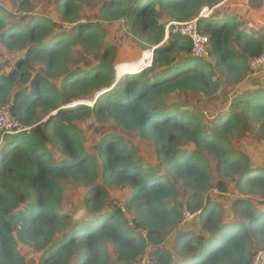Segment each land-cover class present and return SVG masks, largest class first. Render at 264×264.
Here are the masks:
<instances>
[{"label":"trees","instance_id":"obj_1","mask_svg":"<svg viewBox=\"0 0 264 264\" xmlns=\"http://www.w3.org/2000/svg\"><path fill=\"white\" fill-rule=\"evenodd\" d=\"M94 1L56 0L57 17L33 13L11 22L13 12L0 6V42L25 52L0 73V106L11 103L32 125L0 135V264H29L19 242L41 253L35 264H115L109 247L118 264L139 261L152 247V264H251L264 249V166H254L236 141L254 125L264 141V84L236 93L210 121L168 99L186 91L213 99L225 83L247 84L250 59L264 52V23L250 29L248 20L221 8L226 0H101L102 22L83 20V6ZM21 4L29 7L28 0ZM207 7H215L213 17L202 15ZM165 17L198 18L213 59L195 56L188 36L166 39ZM118 21L153 52L150 66L115 64L117 47L107 45L105 24ZM77 45L98 50L99 63L78 66ZM37 66L42 71L34 74ZM90 117L150 142L158 163H146L116 133L102 137L98 155L90 153L76 123ZM64 181L88 189L86 216L61 210ZM230 183V206L207 196L214 186L229 192ZM109 187H124L128 196L114 204ZM185 209L200 211L197 229L180 228ZM228 211L236 219L226 218ZM175 230L173 245L162 246Z\"/></svg>","mask_w":264,"mask_h":264},{"label":"rangeland","instance_id":"obj_2","mask_svg":"<svg viewBox=\"0 0 264 264\" xmlns=\"http://www.w3.org/2000/svg\"><path fill=\"white\" fill-rule=\"evenodd\" d=\"M28 1V8H26L25 5L21 4V0H0V6L5 7L13 12L15 18H10V22L12 20L21 21V18L30 17L33 13L42 14L51 18L57 17L56 0ZM251 1L252 0H226L221 4V8L223 7L224 10H230L238 13V16L242 21L244 19L248 20L245 25L250 27V29L252 30H259L264 26H262V24L264 23V0H257L254 5H251ZM102 3L103 1L101 0H95L92 3L85 4L81 11L82 19L85 21L102 22L100 19ZM214 10L215 7H207L203 10L202 15H205L206 17H213ZM171 22L172 20L168 19L167 17L162 19V23H164L166 27ZM60 24L62 29L64 26V29L66 31L71 32L72 26L70 24L67 23L65 25H62L61 22ZM105 26L108 32L106 38L107 45H114L117 47V55L115 59V64H117V66H130L133 64H139L140 66V64L144 62V59L147 58V52H149L152 56V51L144 48L143 44L139 40H137V38L130 32L124 21L105 24ZM210 44L212 47L211 50L214 54V44L213 42H211ZM74 52L75 59L78 62V66L80 67L89 68L98 64L100 61L98 50L89 51L86 50L82 45H77L74 49ZM24 56V51H12L0 42V73H9L16 67V63L19 61V59ZM207 59L211 60L213 59V56L209 54L207 56ZM147 64L148 62L146 63V65ZM137 68L140 69V67ZM40 71H42V68L40 66H37L36 68H34L33 73L37 74L40 73ZM256 84H264V68L259 71L251 72L249 78L247 79V84L243 83L236 87H230V85L226 83L223 84L218 92V95L213 99H209L207 97L194 94L190 91H186L175 92L171 94L168 102L183 103L185 104L186 108H189L191 110L200 109L204 113L205 118L210 121L214 118L216 112L225 109L227 104H230V99L235 97L236 93L244 92L246 91V89H250V87H253ZM76 123L83 130L87 150L94 155H98V147L102 137L105 134L116 133L125 137V139L131 144L137 146L139 148L141 156H143L146 163L155 165L159 161L155 152V148L150 142L134 134H125L123 131L114 126L115 124L113 123V121L102 122L95 117H90L85 120H78L76 121ZM256 130L257 125H254L253 131L246 138L237 140L236 145L247 153L254 166H262L261 164H264V141L256 139ZM56 155L62 157V153L60 152H57ZM62 184L64 187L65 198L61 205V210L65 213L73 215L75 218L76 215L81 213V209L85 208L86 211L85 197L88 194V189L71 181H64L62 182ZM212 188L217 187L214 186ZM108 189L110 194V201H114V204L122 203L128 196V190L124 187H109ZM230 189L231 190H229V192L219 191V193H217L214 198L221 201L223 205L230 206V203L235 195L234 183H230ZM185 197V192L181 190L179 195L180 200H184ZM86 214L87 212H84V215H82L81 217L86 216ZM225 215L228 219H236V217L229 211ZM198 227L199 225H197V217H195L192 221L188 220L185 224H183L181 229H197ZM176 236V230L168 231L166 240L162 246L171 247ZM18 245L20 251L28 259L29 264H35L34 262H37L40 259L41 253L37 252L34 248L28 245H24L21 242H19ZM154 250L155 248H150L139 261L141 263H147L149 261L151 262L154 258ZM109 252L112 259L114 260V263L118 264L117 255L113 252V249L111 247H109Z\"/></svg>","mask_w":264,"mask_h":264},{"label":"built area","instance_id":"obj_3","mask_svg":"<svg viewBox=\"0 0 264 264\" xmlns=\"http://www.w3.org/2000/svg\"><path fill=\"white\" fill-rule=\"evenodd\" d=\"M170 33H178L185 36H188L192 39L193 42V52L195 56L200 58H205L209 55V41L210 36L204 34L198 25V18H195L190 21H172L166 27V39L169 38ZM250 69L252 72L259 71L264 68V52L258 56H255L250 59ZM32 125L26 124L21 121L18 117H16L11 103H4L0 106V135L9 132H22V131H31ZM221 191L218 187L212 188L210 192H208L207 196L210 198H214L217 193ZM223 192V191H222ZM200 211L190 212L188 209L184 210V219L180 224V228L183 224H185L188 220L192 221ZM137 231L141 233L143 236H147V231L143 228H138ZM128 264H152L150 262L135 261ZM251 264H264V249H257L254 253V258Z\"/></svg>","mask_w":264,"mask_h":264},{"label":"clouds","instance_id":"obj_4","mask_svg":"<svg viewBox=\"0 0 264 264\" xmlns=\"http://www.w3.org/2000/svg\"><path fill=\"white\" fill-rule=\"evenodd\" d=\"M152 54V56L150 55V57L149 58H146V59H144V62H142L141 64H140V70L139 71H141L143 68H145V67H148V66H150L151 64H152V61H153V52L151 53ZM148 62V64L146 65V63ZM139 71H136V72H139ZM130 73H135V72H130ZM144 229V228H143ZM138 232V231H137ZM139 233V232H138ZM145 237V236H144Z\"/></svg>","mask_w":264,"mask_h":264},{"label":"water","instance_id":"obj_5","mask_svg":"<svg viewBox=\"0 0 264 264\" xmlns=\"http://www.w3.org/2000/svg\"><path fill=\"white\" fill-rule=\"evenodd\" d=\"M84 212H86V211H85V208L81 209V213L78 214V215H76V216H75V219H80V218H82L81 216L84 215Z\"/></svg>","mask_w":264,"mask_h":264},{"label":"crops","instance_id":"obj_6","mask_svg":"<svg viewBox=\"0 0 264 264\" xmlns=\"http://www.w3.org/2000/svg\"><path fill=\"white\" fill-rule=\"evenodd\" d=\"M261 165H264V164H261Z\"/></svg>","mask_w":264,"mask_h":264}]
</instances>
